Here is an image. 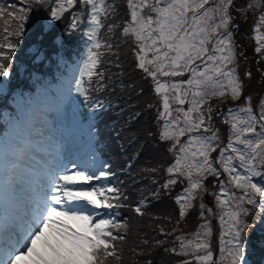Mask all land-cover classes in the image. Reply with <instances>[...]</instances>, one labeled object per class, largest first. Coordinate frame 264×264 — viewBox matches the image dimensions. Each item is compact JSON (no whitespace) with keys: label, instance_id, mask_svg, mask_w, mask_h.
I'll list each match as a JSON object with an SVG mask.
<instances>
[{"label":"snow or ice","instance_id":"1","mask_svg":"<svg viewBox=\"0 0 264 264\" xmlns=\"http://www.w3.org/2000/svg\"><path fill=\"white\" fill-rule=\"evenodd\" d=\"M19 3L23 6L18 9L17 3H0V17L8 15L20 21L14 32L4 29L7 33L4 41L23 35L33 11L32 6L42 7L49 0H27V3L19 0ZM77 3L90 7L92 27L86 34L91 47L79 78L69 83H74L77 97H82L87 106L90 96L89 88L85 87V77L91 85L94 77L102 78L104 75L98 71L102 44L97 37L103 27L101 17L107 15L111 5L106 4V0H55L56 6L50 8L51 20H60ZM233 3L234 0H219L215 7H206L209 0H139V3L128 0L131 19L123 26L122 35L134 38L137 66L151 77L155 93L162 97L163 111L159 112L158 120L164 123L159 139L172 141L169 151L174 152L175 163L167 167L170 177L161 187L167 189L176 184L177 179L173 177L187 179L189 186L185 189L186 195L178 197L176 201L180 205L179 214L184 217L186 209L191 207L190 201L198 195L197 190H204L203 181L208 176L220 177L221 169L228 174L229 182L242 194L236 196L235 192H225L221 186V195L216 197L218 207L224 210L221 223H225V216L229 222L228 235L231 238L227 242V259L229 264H246V233L250 225L241 217L248 216L250 209L244 205H251L252 209H259L260 214H264V186L254 182L258 176L264 178V98L259 101L258 115L254 113L251 97L238 112L229 109L224 123L230 126L231 135L224 147L218 143L217 131L211 127L212 106L209 105L207 109L203 107L212 97L223 99L230 95L232 100H238L242 95L243 86L235 74V67H229L233 65L235 57L231 32L227 31L231 21L229 7ZM248 7L255 8L256 5L249 3ZM13 10L23 15L17 17ZM261 12L264 13V6ZM77 21L78 18L74 16L70 25L72 29L77 28ZM260 21L264 24V14L260 16ZM112 28L109 26L108 30L111 32ZM220 29L226 31L220 32ZM256 39L264 41V36H257ZM16 47L14 43L0 42V49L14 52ZM103 47L110 49L112 45L105 44ZM256 51H264V44ZM11 59L7 52L0 51V78L9 76L5 61ZM185 74L188 75L186 80L171 84L162 83L158 78L182 77ZM103 87L101 83L94 90L99 91ZM3 90L4 86L0 84V92ZM72 90L71 86L58 90L56 97L45 90L37 101L43 105L45 112L51 110L45 101L57 97L62 103L72 100L77 107V97L72 96ZM170 100L181 106L175 111L182 113V116L177 115L172 119ZM186 103L189 107L184 109L182 106ZM18 111L20 116L13 122L12 130L0 137V153L5 157L4 176L0 184L7 175L11 185L22 167L21 161L28 144L24 132L26 123L31 119V110L26 109L21 101L18 102ZM186 135L187 140L182 143L181 137ZM218 148L219 158L214 161L211 154ZM234 161L238 162L239 169ZM29 171L30 193L23 212L16 203L5 207L0 199V264H104L108 257L116 256L113 242L123 240L124 236L114 234L113 230L123 225L111 218L97 219L100 213L96 210L113 208L111 201L119 199V189L85 187L94 180L107 179L111 173L104 170L92 173L81 169L75 162L49 166L42 171ZM108 193L116 195L110 198ZM140 204L143 205L144 200ZM201 208H204L203 204ZM135 212L143 215L140 206L135 208ZM201 227L206 230L203 233L205 236L211 232L208 224ZM200 235L196 234L198 240ZM189 247L181 240V249L185 254ZM200 250H207L206 254L196 255L195 259L200 264H210L213 261L210 244L196 243L195 251ZM220 252L223 259L225 249L221 247Z\"/></svg>","mask_w":264,"mask_h":264},{"label":"trees","instance_id":"2","mask_svg":"<svg viewBox=\"0 0 264 264\" xmlns=\"http://www.w3.org/2000/svg\"><path fill=\"white\" fill-rule=\"evenodd\" d=\"M53 1L55 0H49V2H51L50 5L46 8H41L40 11L42 15L46 16L47 13H50V8L56 6L55 2L53 3ZM25 3H27V0H25ZM214 4L216 5V3ZM77 5L79 11L74 12L75 16L80 21L86 20L88 7H85L81 3H77ZM36 7L38 9L40 8L39 6ZM84 8L85 11L83 12ZM229 13H231V21L234 20V15L237 17L235 20V28H231L229 26L231 30H227L231 32L232 37L231 43L233 45V51L235 54L233 64L236 66L240 65L241 68L249 70L248 68L250 65L248 63H245L244 65L240 64L242 61L239 59V54L241 52H251L252 47H257L259 44H264V42L261 41L258 45L255 43H253V45L248 44L250 43V35H252L250 34V31L254 30L252 21L247 19L246 16L234 11V9ZM101 19L102 21L106 22V26H113L112 29L117 28V31L119 32L118 37L113 32L114 30L110 32L112 35H114L111 41L113 43L112 48L115 51V55L111 57L113 64H111L109 67L112 80L117 82L120 71L118 62H124L125 59H131L136 62V67L138 62L135 55L132 54L130 48L128 47L132 37H124L122 35V28L128 21L126 20L123 22L119 18H116L112 15L110 17L106 15L101 17ZM55 25L59 26L60 24L58 22ZM44 26L48 30V26L46 24ZM52 29L55 30V26H52ZM224 31L220 29V32ZM53 35L59 36V29L56 30ZM235 38H237V42H235ZM213 40H215V37H213ZM253 41L254 40H252V42ZM261 53L264 54V51H261ZM260 68L264 70V61L261 62ZM247 70L242 72L243 76L241 78L243 80V86L247 89L253 87V90H244V98L247 96L258 98L256 90L260 88L257 84L258 79L260 78V72L258 70L256 71V68L254 67V79L247 80L245 76V72ZM146 132L147 131L143 132L140 137L141 141L143 142L146 136H148V138L145 140V149L149 154L151 165L161 164L162 166L165 164L171 165L172 163H175L174 152L169 151L172 141H161L159 139L160 129L158 123L152 127L149 132ZM167 147L169 148L167 149ZM164 148H166L167 151L164 150ZM175 179H177L178 186L185 182L188 183L187 179L184 177H177ZM173 188L174 187H171L170 185L165 190L171 191ZM136 201L137 200L119 201V205H123L124 207L122 213L128 216L129 220L127 222V227L121 228L118 233V235L124 236V239L113 242L116 249V256L108 257L104 261V264H185L186 261L189 262V264H200V262L195 259V256L190 255L189 249L193 246V244L191 245V242L194 241L192 239L189 240V244H186L190 245V247L187 249V254L183 252L177 254L181 248V240L184 241L185 238L180 237V234H178L180 231L179 228L182 225V221L179 219V213H174L173 210L175 209L174 204H176V200H154L155 203L153 205L156 209V215H153L149 211L143 213V215H140L134 210H130V208L126 209L128 204H135ZM161 229H163V232ZM203 229L204 228H202V230ZM177 237L180 239H177ZM255 241L256 239H253L252 241V243H255V251L251 252L252 254L248 256L249 258L246 260V264H264V235L260 236L257 242ZM219 243L220 242L217 241V237L211 238V247L214 248V251L219 246ZM172 249H175V251H172ZM132 252L138 253L134 254L137 261L132 258ZM200 252H203V250H200ZM117 257L120 259L118 260ZM179 260H181V262Z\"/></svg>","mask_w":264,"mask_h":264},{"label":"rangeland","instance_id":"3","mask_svg":"<svg viewBox=\"0 0 264 264\" xmlns=\"http://www.w3.org/2000/svg\"><path fill=\"white\" fill-rule=\"evenodd\" d=\"M261 33H263L264 34V24H262V26H261ZM262 34V36H264ZM255 35H257V36H260V33H258V34H255ZM159 79H160V81L161 82H166L167 81V79H169V78H174V77H158ZM169 95L171 96V93H169ZM172 106V105H171ZM172 112H173V110H172ZM178 114H175V118H176V116H177ZM179 115H181L182 116V114H179ZM5 162V158H4V155L2 154V153H0V168L2 167V164ZM0 193H2V192H0ZM0 199H2V198H0ZM3 200V202H4V204H5V206L10 202V200H5V199H2ZM177 201V200H176ZM175 201V202H176ZM114 203L116 202V200H114L113 201ZM191 206H192V204H194L195 206H196V204H195V202H194V200H192L191 202ZM179 206H177V205ZM176 204H174L175 205V209L179 212L180 211V205L176 202ZM197 208V207H196ZM106 211H108V209H105ZM110 210V209H109ZM191 207H189L188 208V210H187V212H186V214H185V218H186V220H188V223H187V226H188V224H189V222L191 221V219H192V217H191ZM198 212H201V204H199V206H198ZM213 212H214V210H212L211 212H210V214H208L209 216H212V214H213ZM108 213H111V211H108ZM108 213H106V214H104L103 215V217L102 218H111V219H113L112 217H110V214L108 215ZM196 222H197V220H196ZM205 222V224H208V221L205 219V221H203L202 223H200V221L198 222L199 224H203ZM126 224V223H125ZM213 226V220L211 219V222H210V225H209V227H212ZM124 227H127V225H125ZM122 228V227H121ZM227 228H229V224H228V226H227ZM198 228H196V224H191V226H190V229H189V231H188V233H185V239H184V244H189L190 242H189V240L190 239H192V240H194V241H192L191 242V245L193 244V246L189 249V251H190V255H192V256H196V255H204L205 253V250H203V252H196L195 251V244L196 243H198V242H208L209 244H210V247H211V239H210V237H211V233H209L210 235V237L209 236H207V237H203V238H199V240L197 239V236H196V234L198 233ZM186 235H187V238H186ZM181 237V236H180ZM212 238V237H211ZM222 237L221 236H218V238H217V241H222V239H221ZM205 240V241H201V240ZM213 250H214V248H212ZM180 252H183V253H185V251L184 250H182L181 248L179 249V251H178V253L177 254H179ZM214 252V251H213ZM213 256H214V254H213ZM223 259H222V256L221 257H213V260L214 259H217V260H215V262H217V263H221V264H229V261H228V259H227V254H223ZM179 258V257H178ZM180 259V258H179ZM180 262H181V260H179ZM178 261V262H179ZM213 262V261H212ZM212 262H210V264H212Z\"/></svg>","mask_w":264,"mask_h":264},{"label":"flooded vegetation","instance_id":"4","mask_svg":"<svg viewBox=\"0 0 264 264\" xmlns=\"http://www.w3.org/2000/svg\"><path fill=\"white\" fill-rule=\"evenodd\" d=\"M243 2H245V0H243ZM249 2V0H246L245 4H246V7H247V3ZM256 5V4H255Z\"/></svg>","mask_w":264,"mask_h":264}]
</instances>
